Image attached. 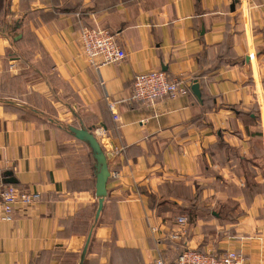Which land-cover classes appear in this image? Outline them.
<instances>
[{
	"label": "crops",
	"instance_id": "1",
	"mask_svg": "<svg viewBox=\"0 0 264 264\" xmlns=\"http://www.w3.org/2000/svg\"><path fill=\"white\" fill-rule=\"evenodd\" d=\"M80 25L108 29L124 59L90 63ZM152 70L188 91L131 101ZM0 77L54 117L0 102V184L39 193L0 219V264H172L186 248L264 264V0H0ZM59 120L106 154L97 219L95 162L65 151L82 142Z\"/></svg>",
	"mask_w": 264,
	"mask_h": 264
},
{
	"label": "built area",
	"instance_id": "2",
	"mask_svg": "<svg viewBox=\"0 0 264 264\" xmlns=\"http://www.w3.org/2000/svg\"><path fill=\"white\" fill-rule=\"evenodd\" d=\"M78 39L84 56L90 63L99 67L108 63H117L124 59L126 53L114 38V35L106 28L98 25H80ZM95 60H98L96 63ZM188 91V87L182 78H169L162 71H146L138 73L132 80V93L130 100L139 103L153 104L163 97L173 98ZM108 107L117 119L114 111V103H108ZM102 129H97L100 134ZM39 198L38 192H25L11 184H0V219L10 220L12 212L17 204L30 205ZM183 216L177 218L180 225L185 223ZM177 235V234H176ZM174 235V236H176ZM16 264V263H13ZM156 264H166L163 260H156ZM172 264H249L242 253L227 250L223 253L202 252L192 248H186L177 255Z\"/></svg>",
	"mask_w": 264,
	"mask_h": 264
},
{
	"label": "water",
	"instance_id": "3",
	"mask_svg": "<svg viewBox=\"0 0 264 264\" xmlns=\"http://www.w3.org/2000/svg\"><path fill=\"white\" fill-rule=\"evenodd\" d=\"M233 5L234 4H232V7ZM191 90L197 98L200 97V91L197 82H194L192 84ZM68 131L74 138L87 144L95 160V195L97 196V209L95 212V219H97L102 209L104 198L106 196V184L110 175L107 157L104 150L102 149L100 142L93 134L91 129L84 126L77 127L68 125ZM88 239L86 241L85 247L88 243ZM85 247L83 249L82 255L85 254Z\"/></svg>",
	"mask_w": 264,
	"mask_h": 264
},
{
	"label": "rangeland",
	"instance_id": "4",
	"mask_svg": "<svg viewBox=\"0 0 264 264\" xmlns=\"http://www.w3.org/2000/svg\"><path fill=\"white\" fill-rule=\"evenodd\" d=\"M16 84H17L16 81H12V80H9L8 78L0 77V102L1 103L8 104V103L16 102L14 100V98H18V99H21V100L29 103V104H36V106L38 105L41 107V109L46 110L45 113L39 112V113H41L40 115L42 117H39L38 114L37 115L34 114L35 117H39L40 119H45V120L54 118L53 117V110H52V107H50L49 103L44 98L42 100H39V98L36 97L37 95L34 92H32L30 94L27 93L26 95H23V96L20 95V93L14 94L13 90H14ZM26 111H30V110L27 109ZM25 116L34 117L32 114H25ZM59 122L61 123V125H64L62 127V129H63L65 135L62 138L66 139V140L71 139L72 134L68 131V125H71V124L68 122H63L61 120H59ZM66 127H67V129L65 130ZM63 148L66 149L65 151L68 154H73L75 156H80L82 153L89 152V147L84 142H82L81 145H73V143H71L70 141H66L63 143Z\"/></svg>",
	"mask_w": 264,
	"mask_h": 264
},
{
	"label": "trees",
	"instance_id": "5",
	"mask_svg": "<svg viewBox=\"0 0 264 264\" xmlns=\"http://www.w3.org/2000/svg\"><path fill=\"white\" fill-rule=\"evenodd\" d=\"M3 83V82H2ZM22 113H23V115L25 116V114H33L34 115V113H32L31 111H26V110H22L21 111ZM43 120H45V119H43ZM53 120V118L52 119H48V121H52ZM64 125H61V123H60V127H63ZM65 129H67V127L65 128ZM89 154H90V156L92 157V159L94 160V158H93V156H92V152H91V150L89 149ZM94 162H95V160H94Z\"/></svg>",
	"mask_w": 264,
	"mask_h": 264
}]
</instances>
